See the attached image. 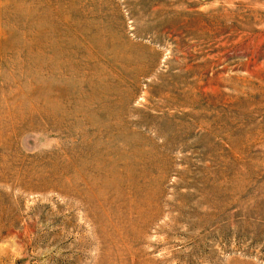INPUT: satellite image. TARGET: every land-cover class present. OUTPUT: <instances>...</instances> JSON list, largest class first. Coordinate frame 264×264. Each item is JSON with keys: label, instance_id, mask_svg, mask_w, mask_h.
I'll use <instances>...</instances> for the list:
<instances>
[{"label": "rangeland", "instance_id": "rangeland-1", "mask_svg": "<svg viewBox=\"0 0 264 264\" xmlns=\"http://www.w3.org/2000/svg\"><path fill=\"white\" fill-rule=\"evenodd\" d=\"M0 264H264V0H0Z\"/></svg>", "mask_w": 264, "mask_h": 264}]
</instances>
